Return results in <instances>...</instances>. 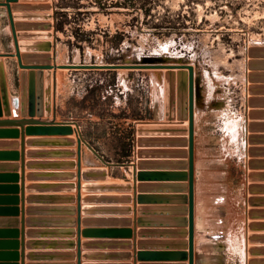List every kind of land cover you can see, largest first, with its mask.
<instances>
[{
  "label": "rangeland",
  "instance_id": "obj_1",
  "mask_svg": "<svg viewBox=\"0 0 264 264\" xmlns=\"http://www.w3.org/2000/svg\"><path fill=\"white\" fill-rule=\"evenodd\" d=\"M188 67L193 164L197 178L209 171L208 182L195 180V197L205 187L226 264H264V0H0V122H76L80 129L28 127V146L48 147L28 153H61L87 182L109 171L82 168L84 141L109 163L131 164L113 171L114 183L83 189L118 193L97 198L130 205L126 216L140 204L145 232L156 224L179 235L186 225ZM20 136L0 130L3 159L18 157Z\"/></svg>",
  "mask_w": 264,
  "mask_h": 264
},
{
  "label": "crops",
  "instance_id": "obj_2",
  "mask_svg": "<svg viewBox=\"0 0 264 264\" xmlns=\"http://www.w3.org/2000/svg\"><path fill=\"white\" fill-rule=\"evenodd\" d=\"M28 127L56 126L25 124L24 131L20 126H0V130L18 128L22 131L18 157L3 159L0 156V264H189L188 202L184 205L187 214L184 213L182 218L186 225L180 229L181 234L162 233L163 227H156V224L155 227H148L149 232H145L139 222L140 204L135 202L132 205L133 215L126 216L121 208L131 207L130 205L114 200L100 201L97 198L111 197L118 193L110 192L109 189L105 192L83 189L86 184L98 186L114 183L113 171L129 165L108 168L85 147L89 153L85 150V155L88 156H82V168H107L108 179L103 182L78 179L77 169L67 168L65 155L60 153L53 157H36L28 153L37 148L28 146V139L32 137L27 135ZM77 128L80 129L78 124ZM0 142L7 141L0 139ZM87 142L91 145L90 141ZM7 150L9 149L0 145V152ZM103 158L113 162L104 155ZM196 166L194 163V182H208L206 175L209 171L204 169L202 176L197 178ZM70 174L74 177H70ZM158 192L153 194H165ZM200 193L197 200L194 186V264H226L225 245L220 241L223 237L220 227H209L205 187ZM134 194L138 197L146 193H139L135 189ZM170 194L172 193H166ZM4 196L8 198L5 205ZM4 206L5 214L2 212ZM3 218L8 220L4 224ZM128 218L132 220L131 226L117 221ZM218 221H221L220 218ZM216 222L214 218V223Z\"/></svg>",
  "mask_w": 264,
  "mask_h": 264
},
{
  "label": "water",
  "instance_id": "obj_3",
  "mask_svg": "<svg viewBox=\"0 0 264 264\" xmlns=\"http://www.w3.org/2000/svg\"><path fill=\"white\" fill-rule=\"evenodd\" d=\"M86 67V66H82ZM91 68L94 66H90ZM123 66L117 65V64H112L107 66L106 68H109L110 70H117L119 68H122ZM22 68L24 69H40L41 71L44 70H50L52 66L48 65H43V66H23ZM102 68V67H101ZM158 68H168L171 69L172 67H167V66H160ZM190 74H189V121H190V140H189V197H188V203H189V209H188V214H189V220H188V225H189V264H194L193 258H194V164H193V136H194V128H193V121H194V72L191 67H188ZM25 124L28 125H39V126H56V127H69L70 125H76L75 122H62L58 123L56 120L52 121H43V120H35V119H26V120H8L5 122H0V126H10V125H18L22 128V131H24V126ZM86 146L96 155L100 160L103 161V163L108 166H128L131 164H114V163H109L103 159L101 155L92 147L90 144H88L86 141H84Z\"/></svg>",
  "mask_w": 264,
  "mask_h": 264
}]
</instances>
